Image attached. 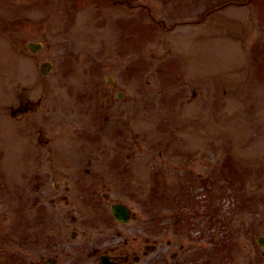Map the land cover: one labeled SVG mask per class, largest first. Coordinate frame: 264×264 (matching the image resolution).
<instances>
[{"label":"rangeland","instance_id":"rangeland-1","mask_svg":"<svg viewBox=\"0 0 264 264\" xmlns=\"http://www.w3.org/2000/svg\"><path fill=\"white\" fill-rule=\"evenodd\" d=\"M68 1L0 0V263L44 207L35 182L102 151L119 165L98 194L136 222L187 228L201 264H264V0Z\"/></svg>","mask_w":264,"mask_h":264},{"label":"flooded vegetation","instance_id":"flooded-vegetation-1","mask_svg":"<svg viewBox=\"0 0 264 264\" xmlns=\"http://www.w3.org/2000/svg\"><path fill=\"white\" fill-rule=\"evenodd\" d=\"M80 1H74V6L68 8L71 11L66 14L68 17L79 12V4H82ZM88 2L107 7L105 0ZM18 10H15L16 14L22 15ZM24 20V17L23 21L18 18L14 23L18 25ZM26 107L28 105L22 109ZM102 153H75L74 156L87 158V165L92 164L93 168L78 169L77 174L67 177L63 185L58 180L51 181L50 184L41 179L35 182V191L41 190L44 194V207L36 201L40 210L37 209L36 215L34 214L36 223L31 219L26 223L28 228L26 227L24 248H7L6 251L11 254L8 256L22 259L20 253L13 251H23V263L20 264H192L193 260L195 264H201L200 255L205 256V252L192 251L191 236L187 228L175 224L165 232L166 228L158 226L159 221L155 216L150 224L143 226V223L135 221L140 217L136 216L131 206L107 199L106 193L98 194L100 190L107 189V166L115 172L119 165L114 160L108 164L107 152L106 157H103L105 159L101 161ZM62 155L73 159L70 153ZM158 170L151 173L154 180L156 174H159ZM122 171L126 172V169ZM49 185L50 192L46 193L42 187ZM59 192L65 194L59 195ZM71 192L75 197L68 199ZM114 205L129 208V219L126 222L114 218ZM215 222L210 221V226ZM33 225L38 228L33 229ZM217 243L219 244H215ZM214 249L219 251L218 245ZM11 257L9 263L13 260Z\"/></svg>","mask_w":264,"mask_h":264},{"label":"water","instance_id":"water-1","mask_svg":"<svg viewBox=\"0 0 264 264\" xmlns=\"http://www.w3.org/2000/svg\"><path fill=\"white\" fill-rule=\"evenodd\" d=\"M27 46L32 51H36L40 47V45H37V44H28ZM50 69H51L50 63H46V64L41 65L40 70L43 74H45V73L49 72ZM107 82L112 84L113 86H115V84L113 83V80L110 77H107ZM112 213L115 216V218L121 220L122 222H126L128 219V216H129L128 210L126 208H121L118 206L112 207ZM256 242L260 247H264V238L260 237L257 239Z\"/></svg>","mask_w":264,"mask_h":264}]
</instances>
